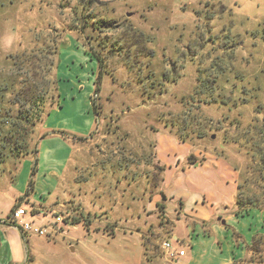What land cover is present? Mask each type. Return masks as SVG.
I'll return each instance as SVG.
<instances>
[{
  "label": "rangeland",
  "instance_id": "374dc122",
  "mask_svg": "<svg viewBox=\"0 0 264 264\" xmlns=\"http://www.w3.org/2000/svg\"><path fill=\"white\" fill-rule=\"evenodd\" d=\"M55 41L60 108L39 126L36 142L52 131L70 139L46 138L36 158L0 162V228H14L10 216L20 204L37 210L30 221L46 230L25 242L16 231L20 264H180L192 251L195 264H247L252 238L264 234V212L236 215L232 167L244 197L262 201L264 190L232 143L231 122L216 121L235 112L222 101L254 102L251 86L264 84V0H0V76L12 74L8 57L23 51L33 56L30 69L45 72L42 54L52 60ZM97 87L99 118L91 106ZM212 95L219 106L204 105L176 125L200 135L203 120L205 139L182 143L164 128L181 120L180 100L189 109ZM190 154L198 161L188 166ZM25 196L46 206L25 204ZM155 203H164V215ZM216 208L222 212L210 219ZM73 212L83 214L80 224H54ZM163 242L186 256L171 261Z\"/></svg>",
  "mask_w": 264,
  "mask_h": 264
},
{
  "label": "trees",
  "instance_id": "16d2710c",
  "mask_svg": "<svg viewBox=\"0 0 264 264\" xmlns=\"http://www.w3.org/2000/svg\"><path fill=\"white\" fill-rule=\"evenodd\" d=\"M47 51L45 50V54H42L45 64L44 67L47 70L42 73H39L38 70L35 71V69L29 68V62L33 56L31 57L26 55L25 51L16 54L14 57H8L7 61L12 67V74L0 76V162L4 161L5 158L20 160V158L24 157L28 153H31L36 158L38 154V142L51 135L59 136L63 140L70 139V136L63 131H52L42 134L36 142V131L39 126L47 120V117L51 115L55 106L60 108V104L58 102L55 103L53 95L56 82L53 75V67L56 56V41L54 49H52V60L49 58V55L48 57L46 56ZM97 59L101 69L102 61L98 56ZM212 66L214 68V61ZM49 70H52V74L48 78L46 73ZM206 83L210 84V81L207 80ZM201 87L203 86L201 85ZM251 88L254 92V102L240 99L232 101L230 98H227L222 101V104L232 107L235 112L232 114L228 112V116H225L224 114V120L220 119L216 122H219L220 124L223 122L226 123L227 121H229V123L231 122L230 124L233 125L236 134V138L232 141V143L238 145L239 150H244L253 171L251 173L253 176L251 180L253 183H256V186H263L262 188L264 190V84L263 86L261 85V87H259L258 84H253ZM210 89L212 90L213 86L210 87ZM98 94L99 88L97 87L95 90L96 98L91 101L92 110L97 118H99L102 113V107L99 104L100 98ZM251 98L252 97H250V99ZM257 98L259 99L257 100ZM205 99L199 101L198 103H192L193 105L189 109L184 108L185 100H180L179 104L183 110L180 115L182 116L181 120L179 122H177L176 119L170 120V123L166 122L164 128H170L171 131H174L176 137L182 143L188 142L190 144L192 141L205 139L203 125H205L206 122L204 123L203 120L199 121L201 122V125L197 127V130L203 131L199 133L200 135L197 133L194 135V132L184 134L185 132H178L180 129L176 127V125L180 122H182L183 125H186L190 117L196 119L194 117H196L197 113L204 107V105L214 107V105L219 106L220 104L217 99H214V95L206 97ZM109 100L110 98H106V101ZM248 112L250 113L249 116L247 114ZM234 117L238 118V120L231 119ZM250 117H252L251 121L243 127L242 122H240L241 118L246 121ZM186 130L184 129L183 131ZM221 137L224 143L227 142L224 136ZM71 139L83 140L82 138L75 137H72ZM194 158L191 154L189 155L187 158L188 166L193 165L198 161L196 160L197 158ZM218 158L227 159L222 155ZM232 168L236 173V215L248 210H259L264 212V199L259 201L254 195L252 197L250 196V198L244 197L238 175L239 171L235 167ZM164 169L165 168L162 169V172L165 171ZM245 182L247 185L248 181L246 180ZM28 190L30 192L33 191V182L29 183ZM179 206H181V204ZM156 208L159 214L164 215L165 206L163 203L156 204ZM33 212L37 213L35 209H33ZM70 215H72L73 220V222H70L71 225L81 223L78 218H82V213L73 212L72 214L70 213ZM85 223L86 222H84V226L87 228L88 224ZM21 237L25 242L24 236L21 235ZM248 251L250 253V257L247 264H264V234L255 235L252 238Z\"/></svg>",
  "mask_w": 264,
  "mask_h": 264
},
{
  "label": "crops",
  "instance_id": "0c3cea01",
  "mask_svg": "<svg viewBox=\"0 0 264 264\" xmlns=\"http://www.w3.org/2000/svg\"><path fill=\"white\" fill-rule=\"evenodd\" d=\"M47 138H57V139H61L59 136H56V135H51V136H49ZM157 163L158 164H161L160 162H157ZM137 164H138V162H137ZM143 166H140V167H143ZM164 172H163V176H164ZM234 174L236 176V173L235 172H234ZM161 182H162V184L164 183V178H162V181ZM234 185H236V184H234ZM40 198H42V197L40 196ZM28 199L29 198L25 196L23 198V200H24L23 203L29 204L30 206H32L34 208L35 207H44V206H46V204L44 205V204H40V203L38 205H35L34 203H31L30 201H28ZM150 202L152 203L153 200L152 201L150 200ZM16 203L17 202L15 201V204ZM18 205H20V204H18ZM222 206H224V205H222ZM216 209H214V211L210 214V216H209L210 219H212L213 217L215 218L216 215H217V213H219V212L221 213L222 212V211H220L221 209H219V210H218V208H216ZM174 210H175V208H173V211ZM167 212H168V210H167ZM38 213L39 214H42L39 211H38ZM167 215H168L167 218H169L170 217V214L168 213ZM192 223H194L193 225H195L196 222H193L192 221ZM213 227L214 226L212 225L210 227V229H213ZM210 231H211V234H213L212 233L213 230H210ZM171 237H172L173 240H177V236L176 235H171ZM20 238L21 237L19 236V234L16 232V230L14 228H11V227L0 228V264H12V263L20 264L22 262V260H23V246L21 244V239ZM189 238H190V241L189 242H191V244H192L191 237H189ZM192 246H193V248L195 247L194 244ZM179 251H182V250H179ZM185 256H186V254L182 258H184ZM195 258H196L195 257V254L192 251L190 253V255H189L188 260L186 262H180V261H178V262H180V264H195Z\"/></svg>",
  "mask_w": 264,
  "mask_h": 264
},
{
  "label": "built area",
  "instance_id": "2783aa9c",
  "mask_svg": "<svg viewBox=\"0 0 264 264\" xmlns=\"http://www.w3.org/2000/svg\"><path fill=\"white\" fill-rule=\"evenodd\" d=\"M34 215L33 208L27 210L22 207L17 206L13 209L10 219L13 223V227L16 231L19 232L20 235L26 236V235H37V236H44L46 235V230L38 225H35V223L32 220V217ZM68 218L71 219L70 214H65L64 216H56L55 219V225H64V226H70L71 223H66V220ZM70 222V220H69ZM161 248L163 251H165V255L172 261L176 260L179 257H183L185 253L183 251H176L173 250L169 242H163L161 244Z\"/></svg>",
  "mask_w": 264,
  "mask_h": 264
},
{
  "label": "water",
  "instance_id": "95a60500",
  "mask_svg": "<svg viewBox=\"0 0 264 264\" xmlns=\"http://www.w3.org/2000/svg\"><path fill=\"white\" fill-rule=\"evenodd\" d=\"M162 201H165V197L162 195ZM222 224H223V222H222Z\"/></svg>",
  "mask_w": 264,
  "mask_h": 264
}]
</instances>
